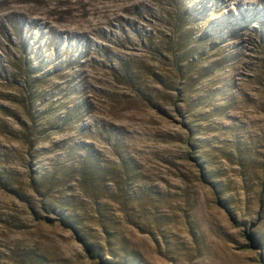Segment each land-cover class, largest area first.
Here are the masks:
<instances>
[{
	"label": "rangeland",
	"instance_id": "374dc122",
	"mask_svg": "<svg viewBox=\"0 0 264 264\" xmlns=\"http://www.w3.org/2000/svg\"><path fill=\"white\" fill-rule=\"evenodd\" d=\"M0 264H264V0H0Z\"/></svg>",
	"mask_w": 264,
	"mask_h": 264
},
{
	"label": "trees",
	"instance_id": "16d2710c",
	"mask_svg": "<svg viewBox=\"0 0 264 264\" xmlns=\"http://www.w3.org/2000/svg\"><path fill=\"white\" fill-rule=\"evenodd\" d=\"M25 69L24 70H22V74H23V76L25 77L24 78V80H23V82L25 83H29V82H31V80L32 79H34V78H32L31 80H29V78H30V74L29 73H31L30 71H31V69L30 68H28V67H24ZM29 74V75H28ZM28 78V79H27ZM86 251H87V254L89 255V256H92L93 255V253L94 252H96V251H93L94 249H93V247H92V245H90V244H87V246H86Z\"/></svg>",
	"mask_w": 264,
	"mask_h": 264
}]
</instances>
